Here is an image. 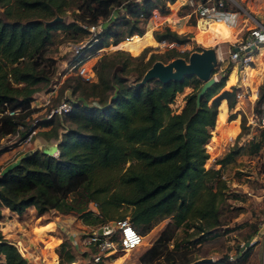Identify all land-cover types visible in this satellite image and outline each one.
Listing matches in <instances>:
<instances>
[{
	"label": "trees",
	"instance_id": "obj_1",
	"mask_svg": "<svg viewBox=\"0 0 264 264\" xmlns=\"http://www.w3.org/2000/svg\"><path fill=\"white\" fill-rule=\"evenodd\" d=\"M82 1L88 5L89 0ZM173 1L124 4L127 18L119 16L100 22L92 39L87 27L96 22L83 17L48 22L66 8L78 9L81 4L76 6L70 0H0V135L16 134L20 140L31 128L46 127L35 133L46 144L55 143L52 151H45V147L26 151L0 171V220L2 207L17 215L32 207L35 216L52 210L75 216L90 227L127 218L141 236L165 220L150 245L137 256L140 264L194 261L188 257L187 247L182 246L188 240L175 238L177 228L199 234L194 239L197 243L218 234V206L225 188L221 168L243 149L254 154L264 135L262 126L256 140L248 141L246 146H231L215 158L217 168L204 167L206 150L209 151L205 146L215 134L219 115L226 111L223 102L226 108H232L239 91L235 86L223 88L227 67L205 89L197 104L195 94L201 80L194 75L164 83L150 78L139 84L154 61L166 63L188 55V50L168 47L144 59L140 49L154 43L150 35H145L140 43L133 44L140 51L137 55L120 48L100 55L91 65L94 80H84L75 71L65 77L60 100L68 102L67 111L30 124L25 121L32 112L34 94L49 83L54 71L55 61L47 49L55 31L88 34L84 45L71 53L68 64L85 61L108 43L120 46L132 35L142 36L152 12L166 14L165 4ZM195 29L194 40L202 45L210 44L218 32L232 31L233 40L238 36L236 29L220 23H211L205 30L198 26ZM151 35L155 41L176 45L188 41L187 34H178L167 25L152 30ZM199 49L196 46L194 50ZM230 74L232 71L225 83ZM185 87L189 91L183 94L182 105L173 110L174 97ZM259 105L264 111V82L258 85L252 108L255 114L261 111ZM12 110L18 111L5 113ZM55 117L58 122L53 125ZM240 127L243 128V121ZM111 237L116 240L115 235ZM89 246L91 255L96 249ZM74 248L67 238L60 240L55 248L59 264L76 260ZM249 251L247 246L237 249L231 259L223 256L197 264H245ZM88 259L89 264H104L105 260L93 263L89 255ZM0 264H29L1 232Z\"/></svg>",
	"mask_w": 264,
	"mask_h": 264
},
{
	"label": "rangeland",
	"instance_id": "obj_2",
	"mask_svg": "<svg viewBox=\"0 0 264 264\" xmlns=\"http://www.w3.org/2000/svg\"><path fill=\"white\" fill-rule=\"evenodd\" d=\"M137 1L140 0H89L88 5H84L82 0H70V3H74L75 5L81 4L80 8H66L64 13L59 15V21L68 22L72 18L83 17L84 20H90L99 24L100 22H107L108 19L119 16H121L122 19L127 18V14L124 11V4L126 5L128 3L129 5L131 4L130 2ZM224 1L226 9L235 11L237 14L236 23L232 28L237 31L240 29V31L235 40H233V36H230L232 35V31H228L216 33L214 38L210 41V44L202 45L196 42L193 38L197 31L194 26L195 16L189 12V7L183 4V2L177 7V10L167 21V23L170 24L168 27L171 30L178 34L188 35V41L185 44L174 46L179 51L188 50L189 54L196 48V46L199 48H215L217 58L214 68L216 70L214 76L216 79L218 74L226 67L229 70L233 65H236V69L237 67L239 68L238 64L228 59V49L235 47L236 45H241L248 37H250V29L257 27V24L261 23L259 19L264 21V0H255L254 2L253 0H250V2L247 1V3L246 0ZM171 3L165 4L168 7V12L170 8L169 4ZM158 4L161 3L158 2ZM174 5L176 4H173L172 7ZM247 5L252 6L246 7ZM185 12H188L189 15L184 26L189 25V27L181 25L183 19L178 21L176 19L178 14ZM156 13L162 15L157 11ZM176 21L179 24H176ZM146 22L144 24V33L142 36L132 35L128 37L120 44L119 48L127 51L128 54L132 56L137 55L143 50L142 52H144L145 55L144 59H146L150 53H161L167 49L168 47L166 45H161L159 41H156L153 46L145 44L139 52L135 50L133 44L140 43L143 36L149 35V29L151 26H146ZM219 23L225 25L224 23ZM225 26L226 28H231V26ZM185 28L187 29L185 30ZM87 38L88 34L86 33L74 35L69 31L54 32L53 41L47 49V53L52 56L55 61L54 71L50 77L49 83L42 87L39 93L34 95L35 97L33 100L35 99V101L30 103L32 112H30L25 118V121L29 122V124L43 117L48 108L55 106L59 102L62 96V83L65 77L74 75L73 69H67L68 60L72 53V45L84 41ZM258 47L259 49L250 52L251 61L249 62V68H246V71L239 73L238 78L240 79L241 84H244L241 87H237L241 93V96L236 98V101H239L235 102L232 108H226L224 114L222 112L219 115L215 134L207 147L205 146L209 151L206 150L208 157L205 160L204 167L212 166L217 168L218 165L213 163L215 158L222 155L231 146H246L248 141L256 140L258 131L262 128V126L256 124L257 122L259 123V121H257L260 116L259 112L255 114L252 110L257 95L258 85L264 82V45L260 44ZM117 48V44L113 45L108 43L92 58L87 59L86 65L90 67L100 55L103 53H110ZM171 60L172 59L167 62ZM233 81L234 76L232 73L228 76L226 84ZM253 87L255 88V96L250 99V89H254ZM188 91L189 87H185L182 93H179L174 97L171 104L173 110H179L182 105V96ZM64 94V96L68 95L66 91H64ZM47 99L48 102L44 103ZM231 114H233L232 117ZM242 121L243 128L241 129L240 124ZM57 122L58 117H55L53 125H56ZM45 128L46 127H38L36 128V131L38 130L39 132ZM38 132L33 134L28 142L23 143V146L20 147L21 149H18L17 147L19 143L18 135L11 133L0 135V171L9 164L15 162L13 160L21 151L29 149L34 144L37 145L41 143L42 138ZM52 150L53 148L45 147V151ZM220 173V178L225 182V188L224 197L218 206V217L220 220V225L217 230L218 234L197 243L194 242V239L199 234L193 233L191 229H186V231H184L185 229L183 228H177L175 231V238L177 240H188L187 242L182 243V246L187 247L188 257L193 258L194 260L203 257L217 260L223 256H233L237 249L240 248L243 250L245 247L250 246L249 256L245 261V264H264V241L262 242V240H259L256 237L257 231L260 229V226L264 221V135L262 136V145L254 154H247L243 149L242 153L235 155L232 162L221 168ZM50 212L51 211L44 213V217H41L43 218L41 220L35 218V223L32 219L30 224L33 225L34 223L35 225H38L39 221L41 222L47 219L53 220L52 223L54 225L50 223L38 227L37 229L35 226H32L28 233H22L23 229L13 222L14 218L12 219V216L8 215V209L2 207L0 232L4 238L22 249L21 256H23L29 264H59L55 248L61 239L57 241L55 237L66 238L69 232H71L70 234L77 236L78 247L77 251L74 252L76 260L67 264H89L88 255H90L93 250L89 245H84L83 239L92 227L82 224L75 216L74 219L68 218L69 220L64 219V221H61L60 219L62 218L58 217V213ZM164 222L165 220H162L155 224L146 234L142 235V243L137 248L128 252L114 250L109 253V256L104 260V264H140L137 262V256L145 247L150 245L157 231L161 228ZM55 225L56 227H54ZM48 228L53 230V235L55 236L52 237L44 233V230ZM32 231L35 233H32ZM253 237L254 240L252 239ZM248 238L250 239L249 241L247 240ZM190 241L193 243H188ZM249 242H251V244ZM230 259L227 258V260Z\"/></svg>",
	"mask_w": 264,
	"mask_h": 264
},
{
	"label": "built area",
	"instance_id": "obj_3",
	"mask_svg": "<svg viewBox=\"0 0 264 264\" xmlns=\"http://www.w3.org/2000/svg\"><path fill=\"white\" fill-rule=\"evenodd\" d=\"M224 0H183V4L189 7V12L195 16V27L198 24H206L211 20H224L230 15V13H235V11L227 10L224 8ZM157 15L156 11H153L151 17ZM148 18V19H149ZM201 22V23H199ZM98 24H90L87 29L89 31V38L94 39L95 30ZM161 45H166L167 47L177 46L173 42H166L164 40L159 41ZM264 45V26L257 24V27L250 29V37H248L241 45H236L237 49L229 48L227 51V57L230 61L235 62L239 65L240 71L244 72L243 69L248 66L251 61V51L259 49L258 45ZM84 45V41L72 45V52L75 53L77 50ZM85 61H76L68 64V70H74L77 75H79L84 80L94 79L91 66L86 65ZM240 91L236 93V98L240 95ZM48 99L44 102L47 103ZM261 111L259 112V118L256 124L258 126L264 125V111L262 110V105H259ZM69 109V104L65 100H60L55 106L48 108L47 112L43 116L44 118H49L53 114H60ZM18 110L5 111L7 114L16 113ZM36 128H31L23 138L19 140V143H25L30 140V138L35 134ZM52 146L55 145L54 142L51 143ZM97 229H100V233H97ZM115 235L116 240L111 236ZM255 236V235H254ZM256 237L259 240L264 241V221L257 231ZM254 240V237L252 238ZM252 240V241H253ZM251 241V242H252ZM251 242H249L251 244ZM84 245L92 244L96 252L89 255L90 260L95 263L100 259H106L114 250H120L122 252H128L137 248L142 243V236L137 233L128 223L127 218L117 219L105 222L103 224L96 225L92 227L86 237L83 239ZM14 244V243H13ZM73 244H77L74 242ZM18 252L22 254V249L14 244ZM231 258V256L229 257Z\"/></svg>",
	"mask_w": 264,
	"mask_h": 264
},
{
	"label": "water",
	"instance_id": "obj_4",
	"mask_svg": "<svg viewBox=\"0 0 264 264\" xmlns=\"http://www.w3.org/2000/svg\"><path fill=\"white\" fill-rule=\"evenodd\" d=\"M60 20L59 16H54L48 22ZM237 49V47H232ZM216 63V51L214 47H200V49L191 51L187 58L182 57L173 58L171 61L162 63L161 61H154L143 73L140 83H144L150 78H156L160 82H167L169 80L179 81L185 76H196L201 80V85L195 94V104L198 103L199 97L215 80L214 68ZM100 233V229H97ZM247 244V243H246ZM210 258H199L189 264H197L201 262L210 261Z\"/></svg>",
	"mask_w": 264,
	"mask_h": 264
},
{
	"label": "crops",
	"instance_id": "obj_5",
	"mask_svg": "<svg viewBox=\"0 0 264 264\" xmlns=\"http://www.w3.org/2000/svg\"><path fill=\"white\" fill-rule=\"evenodd\" d=\"M176 1V0H175ZM175 1L174 2H172L171 4H169V6H170V8H169V12L167 13V14H165V15H156L155 17H151V18H149L148 20H147V22H146V26H151V28L149 29V35H150V37H151V39L154 41V44H148V45H155V43H156V41L153 39V37H152V35H151V32H152V30L154 29V28H159L160 26H162V25H167V26H169L170 24H168L167 23V21L169 20V18L173 15V13L177 10V7L183 2H181V1H177V3H175ZM247 1H249L250 2V0H246V3H247ZM255 0H253V2H254ZM251 3H252V1H251ZM173 4H176V5H174L173 7H172V5ZM250 6H252V5H247L246 7H250ZM188 15H189V13L188 12H185V13H181V14H178L177 16H176V19H177V21L178 20H182L181 22H182V24L181 25H185V23H186V21H187V17H188ZM236 20H237V14H236V12L235 13H230V15L228 16V17H226L224 20H222L224 23H226L227 25H230V26H234L235 25V23H236ZM175 22L176 24H179L178 22ZM259 21L261 22V23H258V24H261V25H263L264 26V21L262 20V19H259ZM193 26V25H192ZM194 26H195V24H194ZM184 27H189V25H186V26H184ZM146 28V27H145ZM196 28V27H195ZM187 28H185V30H186ZM184 30V29H183ZM240 31V29L237 31V32H239ZM142 35V34H141ZM140 36V35H139ZM194 38V37H193ZM147 45V44H146ZM144 46V45H143ZM117 47L119 48V45H118V43H117ZM219 48V47H218ZM218 50V49H217ZM216 51V50H215ZM216 58H217V52H216ZM241 69L240 68H238L237 67V69H236V65H233L232 66V68L229 70L228 69V71H227V74H226V78H227V75H228V73H230L231 71H232V73H233V76H234V81L233 82H231V83H228V84H226L225 83V80H226V78H225V80H224V86H223V88H225V89H229L230 88V86H236V87H241L242 85H244V84H241V81H240V79L238 78V76H239V73H241L242 71H240ZM243 83V82H242ZM36 94V93H35ZM34 94V95H35ZM35 97V96H34ZM35 101V99L33 100V102ZM239 101V100H238ZM238 101H236L235 100V102H238ZM224 106H225V109H226V103H225V100H224ZM41 140V139H40ZM39 143V142H38ZM45 142L43 141V140H41V143H39V144H34L32 147H30L29 149H25V150H23V151H21L17 156H16V158L13 160V161H16L17 159H18V157L19 156H21L22 154H24L26 151H28V150H31V149H34V148H40V147H49V148H52L53 146L51 145V143H49V144H44ZM21 146H23V143H20V144H18V149H21L20 147ZM54 152V151H53ZM9 211V210H8ZM52 212H56V211H52L51 210V212L50 213H52ZM56 213H58V212H56ZM8 215H10V216H12V219L14 220H10V221H13V222H15L16 223V225L18 226V227H20V228H22L23 229V232L22 233H28L29 231H30V229L32 228V226H35L36 227V229L38 228V227H41V226H44V225H47V224H50V223H52L53 222V220H43V221H39L38 222V225H35L34 223H35V218H39L40 220L41 219H43V218H41V217H44V214L43 215H40V216H35L34 214H33V208L32 207H27V208H25L21 213H20V215H17V214H15L14 212H11V211H9V214ZM15 217H16V219H15ZM58 217H60V218H62V219H60L61 221H64V219L66 220V219H68V218H73L74 219V216H72V215H61V214H59L58 213ZM32 219H33V221H34V223H33V225L32 224H30V222H32ZM69 220V219H68ZM52 225H54L53 223H52ZM27 226H29V227H27ZM54 227H56V225L54 226ZM18 229V228H17ZM32 233H35L34 231H32ZM44 233L46 234V235H50V236H55V235H53V230L51 229V228H48V229H45L44 230ZM71 232H69V234L66 236V238L69 240V242H72V243H74V242H76L77 243V236H74L73 234H70ZM75 234V233H74ZM76 235V234H75ZM55 239H57V241L58 240H60V239H62L61 237H58V236H56L55 237ZM59 243V242H58ZM57 243V244H58ZM78 244V243H77ZM77 244H74V252L75 251H77Z\"/></svg>",
	"mask_w": 264,
	"mask_h": 264
},
{
	"label": "bare ground",
	"instance_id": "obj_6",
	"mask_svg": "<svg viewBox=\"0 0 264 264\" xmlns=\"http://www.w3.org/2000/svg\"><path fill=\"white\" fill-rule=\"evenodd\" d=\"M181 2L183 1V0H180ZM219 22H221V23H224L222 20H211V21H209V22H207L206 24H202L201 22H199V23H201V24H198V28H200V29H202V30H205L208 26H209V24H211V23H219ZM225 25H227L226 23H224ZM227 26H230V25H227ZM232 27V26H231ZM246 68H249L248 66H246L244 69H246ZM243 69V71H245ZM254 96H255V91H252L250 94H249V97H250V99H252V98H254Z\"/></svg>",
	"mask_w": 264,
	"mask_h": 264
}]
</instances>
